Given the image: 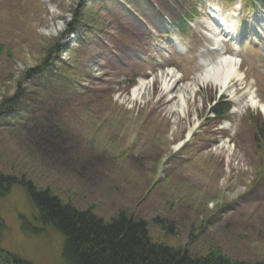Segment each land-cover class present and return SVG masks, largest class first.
<instances>
[{"label": "rangeland", "instance_id": "1", "mask_svg": "<svg viewBox=\"0 0 264 264\" xmlns=\"http://www.w3.org/2000/svg\"><path fill=\"white\" fill-rule=\"evenodd\" d=\"M116 1L0 0V171L107 222L122 213L146 220L156 245L264 264V112L243 105L228 127L211 118L221 87L199 84L198 53L218 56L195 33L186 38L189 54H161L157 14L141 17L154 41L138 26L116 28L106 13L122 11ZM127 1L135 13L153 2L171 16L194 0ZM51 25L57 34L46 33ZM72 29L76 41L64 46ZM251 52L241 69L249 78L256 69L263 102L264 61ZM47 61L54 72H33ZM172 68L182 78L169 93L163 77ZM140 77L151 83L135 100ZM190 84L197 90L181 113L176 92ZM230 84L240 96L250 81ZM38 214L21 183L0 197V264H66V240Z\"/></svg>", "mask_w": 264, "mask_h": 264}, {"label": "trees", "instance_id": "2", "mask_svg": "<svg viewBox=\"0 0 264 264\" xmlns=\"http://www.w3.org/2000/svg\"><path fill=\"white\" fill-rule=\"evenodd\" d=\"M56 48L55 52H59V47ZM49 62L37 66L33 72L37 74L45 70L48 73ZM60 76L69 82L67 85L71 89L72 80L64 74ZM227 106L219 103L213 110L222 114ZM18 182L25 186L27 196L37 207L39 221L57 229L66 240L63 247L66 264H247L212 253L198 258L181 249L177 251L156 245L149 236L146 220L122 213L107 222L90 210L64 204L47 191L37 190L32 183L18 181L16 176L1 171L0 196L6 195L14 184H20Z\"/></svg>", "mask_w": 264, "mask_h": 264}, {"label": "bare ground", "instance_id": "3", "mask_svg": "<svg viewBox=\"0 0 264 264\" xmlns=\"http://www.w3.org/2000/svg\"><path fill=\"white\" fill-rule=\"evenodd\" d=\"M114 15H112L113 17ZM214 16L216 18H219L220 24L224 29L222 31H229L231 33H236L235 27H236V20L230 18L228 19H223L219 17L220 15L218 13H214ZM68 21V16L63 17V19L60 21V23H65ZM218 25L216 22L215 24L211 25L210 29L213 31L212 37L215 38V42L217 44L219 43L218 41L222 37V31H220L219 28H217ZM51 28H47L46 33H53L57 34L58 28L55 26H50ZM217 36V37H216ZM202 65H204V71L200 74L197 75L199 84H206V82H212L215 85H220L226 92H230L232 94V97L239 103L240 105H250L256 108H260V110L263 112L264 111V102L260 101L254 93V88L251 86L247 89V94L245 97H237L235 94V89L230 86V81L233 79H236L238 81H243L244 80V75L241 72L239 68V59L235 57L234 55L227 54L226 56L222 55L219 57L216 62H211L208 61L206 58L201 59ZM164 81V87L167 89V91L170 93L173 91V87L175 86V82L181 78V76L178 75V73H175V70L172 68L167 75H164L163 77ZM150 82V81H149ZM148 85L146 83L145 79H140V84L136 85L132 88L133 94H132V99L139 100V98H142L144 89L148 88ZM197 90L196 85L191 86L190 85H184L183 89H180L179 91L176 92L178 96V102L177 104L179 105H174L173 107H178L183 113V109L187 103V100H185V95L188 93L194 94L195 91ZM191 133L189 132V136ZM1 197V196H0ZM39 220L38 218H36ZM63 251V250H62ZM64 253V251H63ZM8 258V257H7ZM17 263L20 264H28L27 261L17 259Z\"/></svg>", "mask_w": 264, "mask_h": 264}]
</instances>
